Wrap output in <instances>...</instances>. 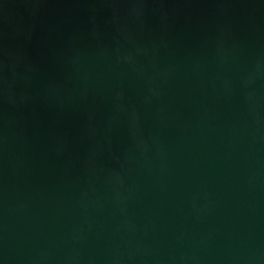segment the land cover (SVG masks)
<instances>
[{
  "label": "water",
  "instance_id": "1",
  "mask_svg": "<svg viewBox=\"0 0 264 264\" xmlns=\"http://www.w3.org/2000/svg\"><path fill=\"white\" fill-rule=\"evenodd\" d=\"M0 264H264V0H0Z\"/></svg>",
  "mask_w": 264,
  "mask_h": 264
}]
</instances>
